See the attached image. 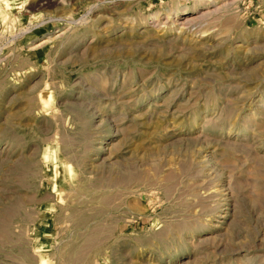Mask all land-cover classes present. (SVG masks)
<instances>
[{
	"label": "rangeland",
	"instance_id": "1",
	"mask_svg": "<svg viewBox=\"0 0 264 264\" xmlns=\"http://www.w3.org/2000/svg\"><path fill=\"white\" fill-rule=\"evenodd\" d=\"M243 1L0 0V264H264Z\"/></svg>",
	"mask_w": 264,
	"mask_h": 264
},
{
	"label": "built area",
	"instance_id": "2",
	"mask_svg": "<svg viewBox=\"0 0 264 264\" xmlns=\"http://www.w3.org/2000/svg\"><path fill=\"white\" fill-rule=\"evenodd\" d=\"M244 3L246 2V5L243 7L244 11H248L250 13H253V9L255 8L256 5H254V3L256 2V0H244ZM255 10V9H254ZM255 13V12H254Z\"/></svg>",
	"mask_w": 264,
	"mask_h": 264
},
{
	"label": "crops",
	"instance_id": "3",
	"mask_svg": "<svg viewBox=\"0 0 264 264\" xmlns=\"http://www.w3.org/2000/svg\"><path fill=\"white\" fill-rule=\"evenodd\" d=\"M261 2V1H260ZM260 8V9H259ZM258 13H263L264 12V6H260L258 7V10H257Z\"/></svg>",
	"mask_w": 264,
	"mask_h": 264
},
{
	"label": "bare ground",
	"instance_id": "4",
	"mask_svg": "<svg viewBox=\"0 0 264 264\" xmlns=\"http://www.w3.org/2000/svg\"><path fill=\"white\" fill-rule=\"evenodd\" d=\"M186 8H187V7H186ZM192 8L194 9V8H195V6H193ZM174 11L177 13V11H178V10H174ZM178 12H179V11H178ZM176 15H177V14H176Z\"/></svg>",
	"mask_w": 264,
	"mask_h": 264
}]
</instances>
